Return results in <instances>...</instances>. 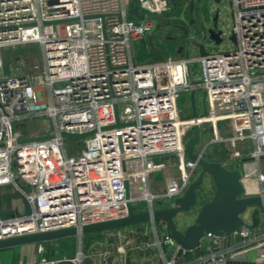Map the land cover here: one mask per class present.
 <instances>
[{
    "label": "built area",
    "instance_id": "built-area-1",
    "mask_svg": "<svg viewBox=\"0 0 264 264\" xmlns=\"http://www.w3.org/2000/svg\"><path fill=\"white\" fill-rule=\"evenodd\" d=\"M229 2L231 29L224 21L227 10L220 6L222 41H213L225 50L210 53L206 45L208 56L139 63L136 43L154 30L153 16L170 11L166 1L151 0L148 8L145 0H0V69L4 49L31 44L41 48L36 70L25 72L17 60L15 70L0 77V187H12L25 205L12 215L0 212V239L80 229L126 215L125 170L134 205L140 200L148 207L157 201L171 205L199 171L186 154L196 121L179 109L182 92L202 90L205 95V114L197 122L209 123L215 138L199 145L200 157L207 158L209 144L227 142L235 151L223 163L236 169L244 157L237 145L250 141L253 149L247 156L264 158V0ZM135 5L144 20L129 14ZM39 118L47 128L29 133L27 123ZM222 123L227 137L221 136ZM89 132L93 134L74 138V147L66 145L73 137L63 133ZM167 156L178 160L179 186L135 197L134 168ZM250 174H244V181ZM257 177L264 182V173ZM152 223L162 228L160 245L175 244L163 224ZM251 233L246 228L234 232L233 237L242 238L234 248L208 234L198 254L192 255L193 250L168 257L162 251L161 256L164 264H222L237 249L264 242ZM83 237H77L81 247ZM115 252L126 251L121 245ZM86 258L80 248L74 257H43L39 264H83Z\"/></svg>",
    "mask_w": 264,
    "mask_h": 264
},
{
    "label": "water",
    "instance_id": "water-1",
    "mask_svg": "<svg viewBox=\"0 0 264 264\" xmlns=\"http://www.w3.org/2000/svg\"><path fill=\"white\" fill-rule=\"evenodd\" d=\"M217 2H220V0H217ZM177 4V2L173 3L175 8ZM194 4L195 1L192 0L191 13H193ZM129 14L140 20L145 19V14L140 12L138 5L129 9ZM171 14L172 11H169L165 15L167 24L171 22ZM193 17L188 26L183 27L186 32L185 35L176 41L189 38V27L197 22ZM222 33V30L217 28V25L208 30L210 40L216 44L221 43ZM231 39L236 41L234 34ZM149 41L153 46L151 37ZM193 46L197 48L199 55L208 56L209 52L204 42L193 44ZM183 49L184 47L181 45L178 53H182ZM150 62H153V60ZM195 96L196 92L193 91L191 93L193 115L190 117L195 119L196 124L194 126V136L187 142L186 154L190 160L198 163L199 171L197 177L189 184L184 194L174 198L171 205L168 206L163 201H157L147 209L139 210L131 201V185L125 170L126 196L129 199L126 215L86 224L80 229L78 227H68L0 239V249L15 248L31 243H51L63 238L78 237L80 234L88 235L108 232L155 221L164 225L168 237L178 246L177 257H179L185 252L200 248L208 234L225 239L227 246L230 247L233 242L234 232L242 228L250 231L259 229L262 224L264 211V193L248 195L244 184V173L241 169L227 168L221 160H211L200 157L197 154V149L202 142V133L201 126L197 122L200 115L197 113ZM117 126H120V123ZM92 134L93 132L85 134L63 133V136L81 138ZM206 175L212 176L215 192L209 200L201 203L195 221L185 229H181L177 223V218L180 214L190 213L199 206V189L204 184ZM115 258L113 254L108 255L104 258V263L120 264L115 263Z\"/></svg>",
    "mask_w": 264,
    "mask_h": 264
},
{
    "label": "rangeland",
    "instance_id": "rangeland-1",
    "mask_svg": "<svg viewBox=\"0 0 264 264\" xmlns=\"http://www.w3.org/2000/svg\"><path fill=\"white\" fill-rule=\"evenodd\" d=\"M168 3L170 9L173 7V3H178V10L171 15V23L173 25L181 24V25H188L192 19H190L188 10H189V2L186 0H162ZM136 4V1L134 2ZM204 5H207L206 9ZM222 8L227 10L226 19H224L225 24L231 29L230 24L232 21L231 15V5L229 0H225L222 3ZM217 7L214 5H210L208 3L203 4L202 0H196L195 8L192 13L193 18L197 21L196 23L190 25V37L192 38L191 41H197L198 43L203 42L200 37V28L197 24L200 22H204L207 28L213 26L211 18L214 16L215 10ZM169 9H166L165 14L155 15L153 16L154 19V30L151 32L149 36H151L153 46L150 45L149 36H147L144 40L138 41L136 43V51H137V62L144 63L148 62L151 59L154 60H163L167 57H175V58H185L187 56L197 57L198 55H191L186 54L187 49L189 48L187 42L189 38H186L185 41L182 42L181 45L186 47V50L180 54L177 53V48L179 46L178 43L174 41L167 40V35H173L177 37L182 36L181 30L175 27H167V18L166 14L168 13ZM209 16V17H208ZM190 19V20H189ZM157 25H163V28L158 29ZM202 36V35H201ZM229 42V40H228ZM205 43V42H204ZM208 47L210 53H215L218 50H225V45H215V43L206 42L205 43ZM4 54V68L0 69V77L9 75L12 72V69L15 70L17 60H20L23 63L24 71L25 72H33L36 68L41 64V48L39 45H24L18 46L16 48H6L3 51ZM193 69L195 72H198L200 69V65L198 62L192 64ZM204 92L202 90H198L196 92V107L197 113L199 115L205 114V105H204ZM178 106L180 111L185 117H190L193 115V105L191 100V93L190 92H182L180 97L178 98ZM216 118V117H214ZM210 124L206 123L201 126V133H202V142L201 146H204L210 140L215 138L214 131L210 128ZM47 128V122L43 118H39L27 123L26 130L29 133H42ZM22 131H25L24 127L20 128ZM208 129V132H206ZM221 136L227 137V128L226 124H220ZM194 136V129H192L188 135V140ZM77 139L70 138L66 140V145L70 148L74 147L75 142ZM199 147V148H200ZM237 150L240 151L242 154H247L249 151L252 150L251 142H239V146ZM235 151L229 143L227 142H214L209 144L208 146V156L207 158L211 160H221V161H228L230 155H232ZM263 161V160H262ZM264 163V162H263ZM264 171V168H263ZM181 182V172L179 169L178 160L173 156L162 157L156 160L155 162H151L146 168L142 165L138 164L132 173V189L133 194L135 197H144L149 190L152 192H166L168 190L176 189ZM7 192L5 195L0 194V206L1 209L7 213L9 210V202L13 200V189L10 186H4ZM215 192V185L211 175H206L204 184L199 189V206L195 208L192 212L187 214H180L177 218V223L181 229H185L188 225L192 224L195 221V218L200 210L201 203L209 200ZM139 210H145L148 207V204L144 200H140L136 204ZM95 240H100L101 238L97 236L96 238L93 237ZM131 240V239H130ZM57 241V240H56ZM76 238H64L60 239V244L68 242L70 247L73 248L75 244ZM53 242V241H52ZM56 244V242H55ZM54 244V245H55ZM77 252L80 250V247L77 243ZM85 247V246H84ZM83 252H88L87 248H83Z\"/></svg>",
    "mask_w": 264,
    "mask_h": 264
},
{
    "label": "crops",
    "instance_id": "crops-1",
    "mask_svg": "<svg viewBox=\"0 0 264 264\" xmlns=\"http://www.w3.org/2000/svg\"><path fill=\"white\" fill-rule=\"evenodd\" d=\"M150 3L151 0H146L145 4L149 5ZM151 7V5L148 6V8ZM186 54L194 56L199 55L197 48L192 44ZM214 117L215 116L212 118ZM238 146L239 143L237 147ZM251 148L253 149L252 143ZM249 152L247 154H249ZM247 154H244V157L238 160L237 168L241 169L244 174L251 173L250 178L245 179L244 184L248 194H257L261 190H264V182L257 177L258 173H264V158L254 160L249 158ZM231 157L232 155L229 156L228 160L231 159ZM6 192V188L0 187L1 195H5ZM13 192V200L8 204V212L5 213L0 206V212L2 215H12V213H17L16 209H24V200L14 189ZM161 229V227L157 228L152 222H148L108 232L84 235L82 246L83 248L86 247L88 252H84L87 255V258L83 264H104V258H106V255L112 254L116 257L115 262H121L122 264H164V259L161 256L162 251H166L165 253L168 257L171 255H177L178 246L176 244L160 245L159 241L162 237V233H160ZM251 232L252 236L264 237V211L260 228ZM97 236L101 238V241L93 239V237L96 238ZM75 238L76 241L73 248L70 247L68 242L60 244V240H57L51 243H31L17 246L15 248L0 249V264H39L43 257L49 260L74 257L78 249L77 243L81 248L78 238ZM241 240V237H233L231 247H236ZM121 245L124 246L126 251L123 254L115 252L117 251V247ZM224 246L228 247L225 239ZM198 253L199 249H196L192 252V255ZM222 264H264V242L259 245L252 244L237 249L236 253L227 257Z\"/></svg>",
    "mask_w": 264,
    "mask_h": 264
},
{
    "label": "flooded vegetation",
    "instance_id": "flooded-vegetation-1",
    "mask_svg": "<svg viewBox=\"0 0 264 264\" xmlns=\"http://www.w3.org/2000/svg\"><path fill=\"white\" fill-rule=\"evenodd\" d=\"M182 1V0H181ZM186 1H188L189 2V10H188V13H189V16H190V19H191V17H192V13H191V1L192 0H186ZM195 2H196V0H194ZM202 2H203V4H205V3H208V4H210V5H214L215 7H217V9L220 7V6H222V3H223V0H220V2H217V0H202ZM204 7H205V9H206V7H207V5H204ZM178 8H179V6H178V4H177V7L175 8L174 7V5H173V7H172V9H170V11H172V14L173 13H175L177 10H178ZM194 8H195V4H194ZM215 10V13H214V16L211 18V21H212V23H213V26L212 27H215V25H217V28H220V13H219V11L218 10ZM193 11H194V9H193ZM171 14V15H172ZM209 17V16H208ZM189 19V20H190ZM189 23V22H188ZM199 23L200 24H197L198 26H199V28H200V37H201V39L203 40V42H213L212 40H210V38H209V34H208V30L210 29V28H212V27H210V28H207L206 26H205V24H204V22H200L199 21ZM166 26L167 27H175V28H177V29H179V30H181V32H182V36L181 37H177V36H173V35H167L166 36V38H167V40H170V41H174V42H176V43H180L179 44V46H178V48H177V51H178V49H179V47L181 46V44H182V42L183 41H185V39L184 40H180V41H176L178 38H182L184 35H185V31L183 30V27H185L186 25H181V24H176V25H173L171 22H170V24H166ZM188 26V25H187ZM191 27V26H190ZM189 27V28H190ZM157 28L158 29H160V28H163V25H157ZM202 35V36H201ZM151 36H149V38H150ZM191 37H190V30H189V40L187 41V42H190L191 41ZM196 43H198L197 41H191L190 43H188V45L190 46L191 44L193 45V44H196ZM183 47H184V51L186 50V47L184 46V45H182ZM153 47V46H152ZM189 49V48H188ZM188 49H187V51H188Z\"/></svg>",
    "mask_w": 264,
    "mask_h": 264
},
{
    "label": "trees",
    "instance_id": "trees-1",
    "mask_svg": "<svg viewBox=\"0 0 264 264\" xmlns=\"http://www.w3.org/2000/svg\"><path fill=\"white\" fill-rule=\"evenodd\" d=\"M88 235H91V234H88Z\"/></svg>",
    "mask_w": 264,
    "mask_h": 264
},
{
    "label": "bare ground",
    "instance_id": "bare-ground-1",
    "mask_svg": "<svg viewBox=\"0 0 264 264\" xmlns=\"http://www.w3.org/2000/svg\"><path fill=\"white\" fill-rule=\"evenodd\" d=\"M146 1V0H145ZM195 122V121H194Z\"/></svg>",
    "mask_w": 264,
    "mask_h": 264
}]
</instances>
